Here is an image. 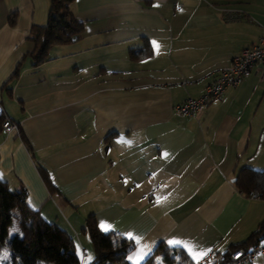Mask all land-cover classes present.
Instances as JSON below:
<instances>
[{"label":"crops","instance_id":"crops-1","mask_svg":"<svg viewBox=\"0 0 264 264\" xmlns=\"http://www.w3.org/2000/svg\"><path fill=\"white\" fill-rule=\"evenodd\" d=\"M50 6L0 0V117L19 126L0 128L9 188H24L27 205L77 238L78 251L91 215L100 229L132 233L140 242L129 239L130 256L146 252L140 264L171 239L229 253L256 233L264 198L235 183L244 169L264 172V78L252 75L195 116L177 107L264 36V0H75L83 33L33 66L28 37ZM135 49L151 55L134 60Z\"/></svg>","mask_w":264,"mask_h":264},{"label":"trees","instance_id":"trees-1","mask_svg":"<svg viewBox=\"0 0 264 264\" xmlns=\"http://www.w3.org/2000/svg\"><path fill=\"white\" fill-rule=\"evenodd\" d=\"M74 1L51 0L47 24L32 28L28 41L34 45V51L27 57L32 60L33 66L44 63L52 47L71 43L83 33V24L78 22L71 12L70 6ZM15 22L16 17L13 15L10 26L13 27ZM150 55V50L131 51L134 60ZM21 68L22 63L12 79L19 76ZM4 119L5 116L0 117L1 129ZM40 170L47 176L44 169ZM47 183L52 191L56 190L50 177L47 178ZM235 184L249 198H264V172L244 169L239 172ZM26 200L27 193L24 188L18 191L11 190L0 175V264H84L75 238L59 226L45 221L38 211L27 205ZM263 226L264 223L260 228ZM258 231L245 242L232 246L229 252L236 247L255 242ZM83 232L89 236L94 249V258L87 264H131L128 257L136 248L134 241L118 233L100 229L93 215L86 219ZM142 264H194V262L183 248L160 243Z\"/></svg>","mask_w":264,"mask_h":264},{"label":"built area","instance_id":"built-area-1","mask_svg":"<svg viewBox=\"0 0 264 264\" xmlns=\"http://www.w3.org/2000/svg\"><path fill=\"white\" fill-rule=\"evenodd\" d=\"M252 75L259 79L264 78V36L234 57L231 65L219 72L199 98L188 99L177 110L184 116H195L210 102L219 99L229 88L238 87ZM1 127L7 134H19V126L9 118L5 117ZM259 255H264V226L259 229L257 239L251 247L239 246L227 254L211 251L204 264H253Z\"/></svg>","mask_w":264,"mask_h":264},{"label":"snow or ice","instance_id":"snow-or-ice-1","mask_svg":"<svg viewBox=\"0 0 264 264\" xmlns=\"http://www.w3.org/2000/svg\"><path fill=\"white\" fill-rule=\"evenodd\" d=\"M153 46L158 49L159 45L154 41ZM159 202V198H158ZM101 228L105 231L109 229V225L107 224H101ZM129 239L135 240L137 244H139V238L135 237L132 233L128 234ZM168 244L170 245H181L183 248L187 251L188 255L191 257L194 264H204L206 259L209 257L211 249H197L193 245L182 241L180 239H171L168 241ZM146 255V252L144 251V248H139L134 255L129 256L128 259L133 261L134 264H140V262L144 259ZM88 261L91 260V257L87 258ZM85 264H87V261H85ZM210 264V262H209Z\"/></svg>","mask_w":264,"mask_h":264},{"label":"rangeland","instance_id":"rangeland-1","mask_svg":"<svg viewBox=\"0 0 264 264\" xmlns=\"http://www.w3.org/2000/svg\"><path fill=\"white\" fill-rule=\"evenodd\" d=\"M86 239H87V245H85L84 248L79 246V251H78L80 258L84 264H85V261H87V263H89L94 258V249H93V246L91 244L89 236H87ZM75 240L78 241L77 238H75ZM88 257H91L90 261L87 260ZM259 257H260V255H259Z\"/></svg>","mask_w":264,"mask_h":264},{"label":"water","instance_id":"water-1","mask_svg":"<svg viewBox=\"0 0 264 264\" xmlns=\"http://www.w3.org/2000/svg\"><path fill=\"white\" fill-rule=\"evenodd\" d=\"M2 115V109H1V107H0V116Z\"/></svg>","mask_w":264,"mask_h":264}]
</instances>
